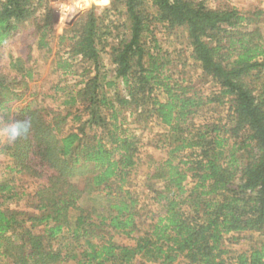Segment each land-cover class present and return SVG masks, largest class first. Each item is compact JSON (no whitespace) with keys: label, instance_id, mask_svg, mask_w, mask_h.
Here are the masks:
<instances>
[{"label":"trees","instance_id":"obj_1","mask_svg":"<svg viewBox=\"0 0 264 264\" xmlns=\"http://www.w3.org/2000/svg\"><path fill=\"white\" fill-rule=\"evenodd\" d=\"M97 10L58 35L51 0H0V48L26 29L37 50L51 54L57 42L55 72L80 79L60 88L61 110L35 101L12 109L32 74L22 59L20 76L0 67V118L20 122L0 140L10 161L0 179V264H264V240L226 248L264 234V7L110 0ZM180 30L184 61L214 85L209 95L163 48L160 36ZM155 126L162 138L149 146L160 159L142 143ZM143 161L144 204L130 188Z\"/></svg>","mask_w":264,"mask_h":264},{"label":"rangeland","instance_id":"obj_2","mask_svg":"<svg viewBox=\"0 0 264 264\" xmlns=\"http://www.w3.org/2000/svg\"><path fill=\"white\" fill-rule=\"evenodd\" d=\"M51 3L55 8L56 16L54 29L56 33L60 35L68 25H72L79 17L93 7H97V11L101 12L104 7L110 4V0H51ZM208 3L212 4L216 8L222 6L235 7L242 12H250L256 6L264 7V0H208ZM71 11H73V14L69 15ZM25 28H30L29 24H26ZM160 40L162 41L164 50L169 52L171 59H173L174 63L178 65L179 70L184 73V76L188 80H192V82L196 83L197 88H202V94L209 95L214 90V85L210 83L203 85L202 78L200 79L202 75L200 70L195 68L193 62L188 60L185 63L184 61V58L189 56L190 53L187 35L185 32L180 30L177 36H172L171 38H165V36L161 35ZM35 41V38L28 37L26 29H20L17 36L9 39L5 45L0 48V67L3 68L4 73L8 75V78L18 75L17 70L14 69V62L18 59H22L24 62H27L26 65L29 66V68H27L29 69L27 72L32 74V78L28 76L26 77L28 90H22V93H25L22 95V100L13 104L14 106L12 109H16L19 105L23 106L28 102L35 101L41 106L61 110L63 93L60 88H64L65 84L72 85L75 81L78 82L80 79L73 76H66L60 71L55 72L58 62V58L57 60L55 59V53L57 51L56 41H52L51 43L53 48L51 54L47 53L45 49L37 50L35 47ZM31 46L35 48V52H32L31 57H27L29 53L28 49ZM59 51L62 55L63 49H59ZM105 62L107 63V59ZM185 64L186 67L184 68L183 65L185 66ZM25 74L26 72H24V75ZM11 128L12 125L10 123H7L3 120V118H0V140L2 143H6L9 140ZM134 132H137L139 135L143 133L137 129V126ZM162 132L160 127L155 126L152 132L147 131L146 134L142 136V143L144 144V152L146 155H152L155 159L164 157V153L149 146L151 139L153 140V143L157 144L159 137L162 136ZM9 162L10 161H6V157L4 155L0 154V175L2 174V178L0 177V179L2 180L3 177H6V175H4V173H6L4 172V168L7 164H9ZM148 170L147 164L143 161V164L139 166L134 175H132V178L135 180L133 186L130 188L131 190L140 193L142 204L149 203V199L146 198V193L144 190H141V185L144 182L143 175L144 173H147ZM14 178H16V182L19 181L17 176H14ZM18 184L28 188L30 183L19 181ZM27 190L30 191L31 189ZM41 229L42 228H39L38 230L41 231ZM262 240H264V234H245L241 237V240H239L238 243L232 244L226 242V248L234 254L241 253L248 250L258 241ZM115 241L121 245H133V241L124 235L115 236Z\"/></svg>","mask_w":264,"mask_h":264},{"label":"clouds","instance_id":"obj_3","mask_svg":"<svg viewBox=\"0 0 264 264\" xmlns=\"http://www.w3.org/2000/svg\"><path fill=\"white\" fill-rule=\"evenodd\" d=\"M20 127V122L19 121H14L13 122V127H12V134L15 135L16 134V129Z\"/></svg>","mask_w":264,"mask_h":264},{"label":"built area","instance_id":"obj_4","mask_svg":"<svg viewBox=\"0 0 264 264\" xmlns=\"http://www.w3.org/2000/svg\"><path fill=\"white\" fill-rule=\"evenodd\" d=\"M73 14V11H71V13H69V15H72Z\"/></svg>","mask_w":264,"mask_h":264}]
</instances>
